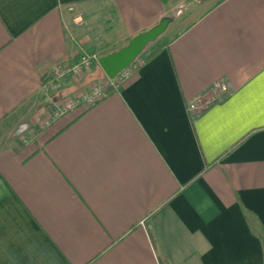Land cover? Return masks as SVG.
Returning <instances> with one entry per match:
<instances>
[{
  "label": "crops",
  "instance_id": "obj_1",
  "mask_svg": "<svg viewBox=\"0 0 264 264\" xmlns=\"http://www.w3.org/2000/svg\"><path fill=\"white\" fill-rule=\"evenodd\" d=\"M163 20L112 94L52 88ZM261 74L264 0H0V264H264Z\"/></svg>",
  "mask_w": 264,
  "mask_h": 264
},
{
  "label": "built area",
  "instance_id": "obj_2",
  "mask_svg": "<svg viewBox=\"0 0 264 264\" xmlns=\"http://www.w3.org/2000/svg\"><path fill=\"white\" fill-rule=\"evenodd\" d=\"M71 10L72 8L69 7ZM78 62L74 63L71 66H64V67H59L56 68L53 74V80H51V84L60 82L65 76L69 74H74V73H79L83 69L88 68L91 66L93 62H99L100 56L93 52L89 51L83 47H80L78 49ZM141 64L138 62V59L133 62L129 67L124 69L120 74L117 75L116 78L114 79H109L107 82H101L96 84V86L91 89L87 93H83L81 95L82 99H79L77 101V104L82 100L87 102L88 104H95L101 99H103L107 94H106V88L107 87H112L114 90H117L118 87L125 82L126 80L130 79L140 68ZM76 105L75 102H69L67 106L64 108L58 110V112H63L65 110L72 109Z\"/></svg>",
  "mask_w": 264,
  "mask_h": 264
},
{
  "label": "water",
  "instance_id": "obj_3",
  "mask_svg": "<svg viewBox=\"0 0 264 264\" xmlns=\"http://www.w3.org/2000/svg\"><path fill=\"white\" fill-rule=\"evenodd\" d=\"M167 24L168 20H163L150 30L136 35L125 47L101 56L98 63L106 76L114 79L135 62L146 48L163 34Z\"/></svg>",
  "mask_w": 264,
  "mask_h": 264
},
{
  "label": "rangeland",
  "instance_id": "obj_4",
  "mask_svg": "<svg viewBox=\"0 0 264 264\" xmlns=\"http://www.w3.org/2000/svg\"><path fill=\"white\" fill-rule=\"evenodd\" d=\"M93 52H95V53H97L100 57L101 56H103V55H107V54H109V53H111V52H113V51H116V50H111V49H108V50H104V49H100V50H92ZM143 54V53H142ZM141 54V55H142ZM140 55V56H141ZM77 62H78V60H77ZM74 63H76V62H74ZM74 63H72L71 65H73ZM71 65H69V66H71ZM98 62H93L92 64H91V66H89L88 68H85V69H83L81 72H79V73H74V74H69L68 76H67V78L68 77H74L75 78V80L76 81H74L75 82V84H76V82H78L79 83V85H75V86H77V89H82V91H83V93H87V92H89L90 90V87L92 88H94L95 86H96V84H98V83H101V82H106L107 81V78H106V76L104 77V76H102V75H99L100 74V71H99V74H98ZM87 72H89V73H87ZM88 74V75H85V74ZM88 76V77H85V76ZM99 75V76H98ZM98 76V77H97ZM64 81L66 80V78L65 79H63ZM67 80H69V79H67ZM66 80V81H67ZM61 82H62V80L60 81V82H56L55 83V85H53V87L52 88H58V87H60V86H57L56 87V85L57 84H61ZM87 84H90V85H87ZM50 112H52L51 114V116L53 117V115L57 112L56 111V109H57V106L56 105H54V104H52V105H50ZM56 111V112H55ZM21 126V125H20ZM14 130L13 129H11V130H9L8 131V134H7V136L8 137H10V135H13V132ZM25 131H27V128H26V126L25 125H22V127H20V135H24V137H23V139H25V137L27 136V134H25ZM14 134H15V132H14Z\"/></svg>",
  "mask_w": 264,
  "mask_h": 264
},
{
  "label": "trees",
  "instance_id": "obj_5",
  "mask_svg": "<svg viewBox=\"0 0 264 264\" xmlns=\"http://www.w3.org/2000/svg\"><path fill=\"white\" fill-rule=\"evenodd\" d=\"M168 43H169V40L164 38V37H161L158 40H156L154 43H152L150 45V47H148L144 52L146 59L144 60L142 65L144 63H146L147 61H149L150 59L154 58L158 53H160L168 45ZM90 51H92V50H90ZM77 57L79 59V56H77ZM112 93H113V89H109L107 91L108 95H110ZM150 236H151L152 243L155 247L154 239H153L151 233H150ZM158 260L160 261V264H169L168 260L163 256L158 255Z\"/></svg>",
  "mask_w": 264,
  "mask_h": 264
},
{
  "label": "snow or ice",
  "instance_id": "obj_6",
  "mask_svg": "<svg viewBox=\"0 0 264 264\" xmlns=\"http://www.w3.org/2000/svg\"><path fill=\"white\" fill-rule=\"evenodd\" d=\"M260 81H261V87L258 93V105H259V115L261 118V122L264 123V74H261ZM248 99L252 101L249 107L250 108L255 107L257 103L255 94H253V96L248 97Z\"/></svg>",
  "mask_w": 264,
  "mask_h": 264
}]
</instances>
